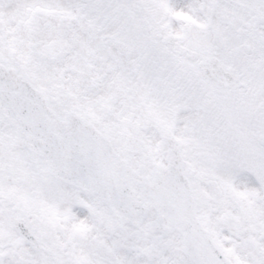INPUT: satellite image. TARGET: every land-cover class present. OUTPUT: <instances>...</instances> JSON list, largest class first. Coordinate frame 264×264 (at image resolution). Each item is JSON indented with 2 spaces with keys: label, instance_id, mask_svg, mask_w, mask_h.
<instances>
[{
  "label": "snow or ice",
  "instance_id": "1",
  "mask_svg": "<svg viewBox=\"0 0 264 264\" xmlns=\"http://www.w3.org/2000/svg\"><path fill=\"white\" fill-rule=\"evenodd\" d=\"M0 264H264V0H0Z\"/></svg>",
  "mask_w": 264,
  "mask_h": 264
}]
</instances>
